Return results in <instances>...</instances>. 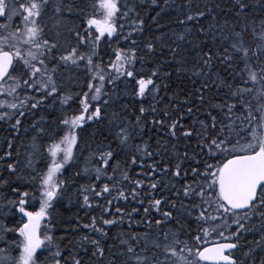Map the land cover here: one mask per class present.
Instances as JSON below:
<instances>
[{
	"label": "snow or ice",
	"instance_id": "1",
	"mask_svg": "<svg viewBox=\"0 0 264 264\" xmlns=\"http://www.w3.org/2000/svg\"><path fill=\"white\" fill-rule=\"evenodd\" d=\"M152 2L155 3V0ZM50 4L51 0H0V18L7 21L0 23V94L5 97L0 99V121L15 120L11 127L18 129L29 111L40 110L49 99L59 97L61 105H67L72 97L60 94L66 73L83 71L89 74V91L85 93L86 99L81 100L83 112L72 116L71 119L65 116L59 121L57 127L67 129L59 140H55V135L49 136L45 128H37L35 124L32 126L36 136L32 139L31 151L28 154L27 164L31 170L28 183L39 191L40 208L38 211L27 210L25 205L30 193L19 192L18 187L12 188V192L19 195L20 199L8 200L0 205V212L4 209L9 212L15 209L26 217V220L13 229L0 224V240H5V233L15 232L19 235V239L6 241V247L0 248V264H37V250L46 244L52 245L53 235L41 238V221L62 199L68 186L66 180L60 179V174L66 164L77 159L74 154V147L78 146L77 131L83 129L85 120L102 119L103 109L97 106L91 111L87 98L99 101L105 94V83L115 84L121 77L134 80L138 85L136 95L144 97L149 85L154 84L152 77L158 75L157 71H153L152 76L145 79L135 67L138 62L143 63V57L140 55L142 52L149 56L156 54V40H148L141 46V41L133 38L143 36L145 25L144 18L136 11L135 0H92L91 4L83 3V0L80 3L77 0H60L54 14L61 18L57 21V27L63 26V30L57 31L54 36H46L45 26L41 21ZM235 7L244 13L249 6L246 0H237ZM204 15L205 12H198L195 16L189 14L179 23L187 24ZM65 16H74L79 23L65 21ZM158 16L159 13L152 18L153 22H156ZM14 17L22 19L23 27L17 26L12 31L10 29ZM260 27L264 29V20L260 21ZM247 31V24L241 31L227 25L219 29V39L222 41L219 47L223 48V52L217 55L216 59L225 71L233 74V81H240V85L235 88L229 85L230 98L237 103L221 107L222 112L227 110L224 116L227 123H220L218 126L217 117L209 112L210 127L207 122L201 121L200 131L197 132L193 128L184 132L185 138H190L195 132L198 138L196 147L200 150L196 155L204 157L202 161L197 160V166L191 169L194 182L182 188L183 198L190 202V207L183 204L181 206L187 208V215L198 225L195 235H192L191 228L188 230L189 240L179 239L176 233H165L166 242L162 248L164 259L161 260L158 258L160 251L151 252L147 246L141 253H137L142 238L133 234L131 241L136 243L123 242L128 245L126 251L122 250L120 253L121 256L127 257L123 264H264V60H261L264 56V31L259 34L261 43L256 45L255 50L246 46ZM252 34L256 35L255 28L252 29ZM186 35H190L187 30L179 34L177 40L184 41ZM102 38L126 45L124 48H116L112 53L115 60L109 61L108 67L111 71H106L102 63L94 62ZM81 48H87L88 52H81ZM168 51L173 57L179 54L178 47L169 48ZM57 52L65 54L57 57ZM202 59V66L208 67L213 56L205 53ZM253 60L256 61L255 64L250 63ZM49 64L53 66L49 68ZM241 64L243 68L239 67ZM14 73L16 75H13ZM137 76L140 78L136 79ZM207 88L208 84L205 82L201 89V102L203 90ZM20 91H31L35 95H26L21 99L18 94ZM249 97L251 99H248ZM53 103L55 104V100ZM237 109L240 110L239 115H236ZM191 111L189 108L188 112ZM85 112L91 114L85 116ZM140 112L145 114L146 109L142 107ZM164 118H169L167 111L164 112ZM153 123L162 124L163 121ZM139 124L140 120L137 118V125ZM177 126L178 119L173 120L170 125L173 136L176 135ZM116 127L119 130L115 132V137L120 144H127L134 129L119 124ZM58 134L57 132L56 135ZM45 137L54 141L46 149L39 142ZM9 147L11 148V144ZM144 153L148 154L146 148ZM5 155L10 158L11 152ZM113 155L111 151L100 154L99 160L103 161L104 167L95 169L97 180L107 171ZM49 157L51 162L46 168H41L40 164ZM136 159L133 156L132 164L136 163ZM17 166L15 162L7 164L9 176L15 175ZM181 167V164L176 165V171L172 173L174 177H181ZM201 167L203 171L200 170ZM152 168L153 173L149 175L154 179L155 165ZM116 170L118 168L114 169ZM87 171L89 169L85 168V172ZM161 171L168 172L170 169ZM184 178H187L186 173ZM123 179H129L126 172ZM109 180H116L115 175L109 177ZM158 186V181L149 186L153 194ZM144 187L141 180L132 184L130 193L124 191L122 185L110 187L106 183L99 191L95 185L81 186L78 195L82 196L85 208H92V200L104 199L106 194L110 196L114 191L117 192L114 198L117 201H128L130 196L131 201H139L143 207L141 192ZM180 191L177 190V197L180 196ZM144 198L148 199L149 194H144ZM112 203L111 199L107 200L108 206L102 209L101 217L115 215L112 212ZM161 204V199H149L148 206L143 207L144 215H150L153 209L159 212ZM95 207L100 208L101 205L96 204ZM172 207L174 208L175 204ZM116 213L120 219H102V225L98 227L99 221L93 216L91 223L83 227L104 235V226L123 224L125 215L131 218L133 214H139L137 208H133L130 213L117 208ZM162 215L164 221H170L172 217L171 212H164ZM253 221L257 223L253 224ZM162 222L156 220L155 225L159 227ZM147 223L149 227L152 226L151 220ZM253 232L257 239L245 245L239 243L242 234ZM210 233L217 234L218 240L210 246H205ZM83 242L90 243L101 256L103 255V250L98 246L99 241L83 237ZM151 247L160 250L161 244L156 242ZM241 248L246 250L243 251V259L238 260L234 252ZM16 250L19 251L18 257L12 254ZM49 259L52 264H61L64 257L61 251L57 250ZM64 264H68V261L64 260ZM72 264H82V261L73 256ZM111 264H116V261L113 260Z\"/></svg>",
	"mask_w": 264,
	"mask_h": 264
},
{
	"label": "trees",
	"instance_id": "2",
	"mask_svg": "<svg viewBox=\"0 0 264 264\" xmlns=\"http://www.w3.org/2000/svg\"><path fill=\"white\" fill-rule=\"evenodd\" d=\"M59 2L60 0H51L41 21L45 26L46 36H54L57 31L63 30V26L57 27V21L61 18L54 14V9ZM77 2L80 3L81 0ZM91 2L92 0H83V3L91 4ZM135 3L136 11L144 18L145 25L143 36L133 38L140 40L141 46L148 40H156V54L149 56L142 52L140 55L143 57V63L138 62L135 67L145 79L151 77L153 71H157L158 75L152 77L154 84L149 85L144 97L136 95L138 85L134 80L121 77L115 84L105 83L103 89L105 94L99 101H91L90 97L87 98L90 101L91 111H94L97 106L103 109L102 119L85 120L83 129L77 131L78 146L74 147L77 159L66 164L60 174V179L66 180L68 186L62 199L54 205L49 215L41 222V238L43 239L45 235H53V243L52 245L46 244L37 250L39 254L37 264H52L49 257L57 250L61 251L64 257L61 264H64V260L72 264L73 256L81 260L82 264H111L113 260L116 264H123L127 257L121 256L120 253L122 250L126 251L128 246L123 242L131 241L133 234L142 238L139 242L140 247L136 250L137 253H141V250L147 246L151 252L160 251L158 258L163 260L162 248L166 242L165 233H176L179 239L189 240L188 230L191 228L192 235H195L198 225L187 215V208L181 206L183 204L190 207V202L183 198L182 188L194 182L191 169L197 166V160L202 161L204 157L196 155L200 150L196 147L198 138L195 132L190 138H185L184 132L193 128L197 132L200 131L201 121L207 122L210 127L209 112L217 117L218 126L220 123H227L224 120L227 110L222 112L221 107L225 104L237 103L236 100L230 98L229 85L235 88L240 85V81H233V74L225 71L216 59V56L223 52V48L219 47L222 43L219 39L221 35L219 29L227 25L229 28L241 31L247 24L246 46L255 50L256 45L261 43L258 39L259 34L264 31L260 27V21L264 20V0H246L249 7L244 13L235 7L237 0H155V3L152 0H135ZM198 12H205V15L187 24L179 23L187 15L195 16ZM157 13L159 16L156 22H153L152 18L157 16ZM97 18L100 17L97 16ZM63 19L79 23L74 16H65ZM6 22L5 18H0V23ZM11 23L10 30L12 31L17 26L23 27L21 18L14 17ZM253 28L256 31L255 36L252 34ZM185 30L190 32V35H186L184 41L177 40V36ZM124 47L126 45L116 40L109 42L108 39L102 38L94 62L102 63L106 71H111L108 67L109 61L115 60L112 53L116 48ZM177 47L179 54L173 57L168 49ZM80 51L87 53L88 49L81 48ZM205 53L213 56L208 67L202 66V57ZM64 54V52H57L56 56ZM261 60H264V56ZM250 63L255 64L256 61L253 60ZM52 66L49 64V68ZM239 67L243 68V64ZM139 78L140 76L136 77V79ZM90 79L91 76L83 71L66 73L60 94L72 97L67 105H61L59 97L49 99L40 110L29 111L18 129L11 127L15 120L0 121V205L8 200L18 201L19 195L12 192V188L18 187L19 192L30 193L25 205L27 210H39V191L34 185L28 183L31 172L27 164L28 154L31 151L32 139L36 136L32 126L35 124L37 128H45L49 136L55 135V140H59L60 136L67 131V129L57 127L59 121L65 116L71 119L72 116L83 112L81 100L86 99L85 93L89 91L87 83ZM205 82L208 88L203 90V101L201 102V89ZM96 83L99 82L96 81ZM18 94L21 99L26 95H35L31 91H20ZM3 98H5L4 95L0 94V99ZM105 101H107L106 104ZM142 107L146 109L145 114L140 112ZM189 108L192 109L190 113ZM165 111L168 112V119L164 118ZM90 114L91 112L84 113L85 116ZM239 114L240 110L237 109L236 115ZM137 118L140 120L139 125H137ZM177 119L176 135L173 136L170 125L173 120ZM41 120L44 123H37ZM153 121H163V123L154 124ZM118 124L134 129L127 144H120L115 137V132L119 130L116 127ZM57 132L58 135H56ZM39 142L46 149L54 141L45 137ZM145 148L150 155L144 153ZM108 151L113 152V158L107 166V171L100 180H97L95 169L104 167L103 161L99 160L100 154ZM8 152H11L10 158L5 155ZM186 155L187 158H185ZM133 156L137 158L135 164H132ZM13 162L18 165L17 170L15 175L9 176L6 166ZM50 162L49 157L47 161L40 164V167L46 168ZM177 164L182 165L181 177L172 175L176 171ZM153 165H155L154 179L149 175L153 173ZM85 168L89 171L85 172ZM117 168L118 170L114 171ZM165 168L170 171H161ZM200 170L203 171V168L201 167ZM125 172L129 177L127 181L123 179ZM185 173L187 174L186 179L184 178ZM113 175L116 180L110 181L109 177ZM137 180L143 181L145 185L141 192L143 207L148 206L149 199H161L159 212L153 209L150 215L145 216L139 201H131L130 196L128 201L123 199L117 201L114 199L117 196L115 191L110 196L106 194L104 199L92 200V208L83 207L82 196L78 195L81 186L95 185L96 190L99 191L106 183L110 187L122 185L123 190L130 193L132 184ZM157 181L159 186L153 194L149 186ZM177 190H181L179 197L176 195ZM144 194H149V198L145 199ZM109 199L113 201L112 212L115 215L101 217L102 209L108 206L107 200ZM96 204H100L101 207H95ZM173 204H175L174 208ZM117 208L126 213L137 208L139 214H133L131 218L125 215L123 224L104 226V235L83 227L91 223L93 216L99 221L98 227L102 225V219H120L119 214L116 213ZM164 212L172 213L170 221H164L162 215ZM149 220L152 221L151 227L147 223ZM156 220L163 221L159 227L155 225ZM23 222V215L15 209L11 212L8 209L0 212V224L6 225L9 229L16 228ZM256 223L253 221V224ZM234 230L233 228L232 231ZM4 236L5 240H0V248L6 247V241L19 239L18 233L15 232L5 233ZM83 237L99 241L98 246L103 250V255L101 256L90 243L83 242ZM144 237L147 239L145 240ZM257 238L255 232L245 233L241 235L239 243L245 245ZM217 240L218 235L210 233L206 238V245ZM156 242L161 244L160 250L151 247ZM131 243L134 244L136 241H131ZM244 250L246 249L241 248L234 252L238 260L243 259ZM12 254L18 257L19 251L16 250Z\"/></svg>",
	"mask_w": 264,
	"mask_h": 264
},
{
	"label": "water",
	"instance_id": "3",
	"mask_svg": "<svg viewBox=\"0 0 264 264\" xmlns=\"http://www.w3.org/2000/svg\"><path fill=\"white\" fill-rule=\"evenodd\" d=\"M25 220H26V217H25ZM210 246V245H209ZM208 264H211V262H208Z\"/></svg>",
	"mask_w": 264,
	"mask_h": 264
},
{
	"label": "bare ground",
	"instance_id": "4",
	"mask_svg": "<svg viewBox=\"0 0 264 264\" xmlns=\"http://www.w3.org/2000/svg\"><path fill=\"white\" fill-rule=\"evenodd\" d=\"M147 161V160H146ZM147 171V170H146Z\"/></svg>",
	"mask_w": 264,
	"mask_h": 264
}]
</instances>
